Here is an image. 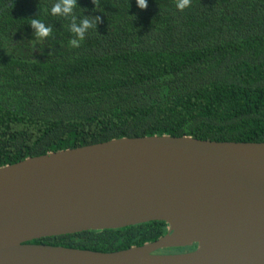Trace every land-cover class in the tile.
I'll return each mask as SVG.
<instances>
[{
    "label": "trees",
    "instance_id": "trees-1",
    "mask_svg": "<svg viewBox=\"0 0 264 264\" xmlns=\"http://www.w3.org/2000/svg\"><path fill=\"white\" fill-rule=\"evenodd\" d=\"M58 0H0V168L114 139L264 142V0H77L79 47ZM98 17V19H96ZM52 27L46 38L30 26ZM148 222L31 244L115 252L162 238ZM196 248L163 249L178 254Z\"/></svg>",
    "mask_w": 264,
    "mask_h": 264
},
{
    "label": "water",
    "instance_id": "water-1",
    "mask_svg": "<svg viewBox=\"0 0 264 264\" xmlns=\"http://www.w3.org/2000/svg\"><path fill=\"white\" fill-rule=\"evenodd\" d=\"M148 222L166 235L121 251L31 244ZM0 264H264V142L121 138L1 167Z\"/></svg>",
    "mask_w": 264,
    "mask_h": 264
},
{
    "label": "clouds",
    "instance_id": "clouds-1",
    "mask_svg": "<svg viewBox=\"0 0 264 264\" xmlns=\"http://www.w3.org/2000/svg\"><path fill=\"white\" fill-rule=\"evenodd\" d=\"M77 4V0H58V2L50 9L52 15L71 17L72 23L70 25V30L75 33L77 37L70 42L73 47H79L80 42L84 39L86 30L95 26V22L90 21L89 18L86 17L81 19L79 26H77L76 17L72 15ZM136 4L140 9H146L148 6V0H136ZM190 5L191 0H177L176 7L182 11L185 8L190 7ZM96 19H98V17ZM30 26L35 29V35L39 38H46L52 32V27L50 25H46L43 21L37 18H31Z\"/></svg>",
    "mask_w": 264,
    "mask_h": 264
}]
</instances>
